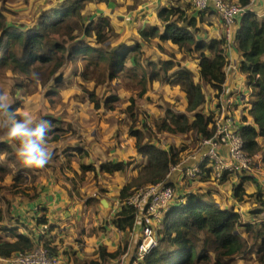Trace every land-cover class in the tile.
Masks as SVG:
<instances>
[{"label":"trees","instance_id":"obj_1","mask_svg":"<svg viewBox=\"0 0 264 264\" xmlns=\"http://www.w3.org/2000/svg\"><path fill=\"white\" fill-rule=\"evenodd\" d=\"M190 1L168 0L158 10L156 23L137 29L138 39L113 44L114 26L108 15L97 14L96 19L85 17L92 2L104 7L105 0H61L41 9L29 23L15 21L10 25L6 24L2 12L1 5L5 0H0V78L7 71L13 73L12 79L16 81L10 85L13 110L23 106V98L30 94L26 78L33 77V73L47 86L44 95L53 97L64 88V73L58 76L57 73L69 70L82 82V90L89 95L95 108L111 111L119 105L120 89L113 88L115 92H109L104 100L96 96L95 89L121 77L136 78L137 90L129 96L125 110L133 119L129 134L134 138V149L145 161L136 172L133 169L119 190L121 204L111 220L124 232L132 233L137 211L127 204L126 199L145 185L165 181L170 167L181 160L180 151L162 142L158 134H188L198 141L199 138L213 137L216 130L215 115L201 111L206 100L203 87L212 88L216 94L221 91L225 81L224 67L228 63V41L225 33L209 40L196 37L203 17L214 13L209 11L199 17L189 16L186 11L191 7ZM227 1L243 7L250 4V0ZM234 44L241 54L240 71L252 90L247 100L249 108L244 111L238 131L244 152L249 156L259 154L264 160V20L249 8L239 19ZM149 46H156L163 53L168 46L177 47L197 61V74L186 66L177 65L171 58L154 59L146 52ZM153 81L179 87L185 96V110L167 108L163 110L164 117L142 123L135 99L143 97ZM84 83L92 86L87 87ZM2 89L0 87V92L5 93ZM21 117L17 115V118ZM46 120L54 125L49 133L52 139L48 137L51 144L74 132L69 124L63 127L62 121ZM65 131L70 134H61ZM15 146L8 139H0V182L10 177L9 186L16 187L26 180L28 173L33 193L25 196L36 199V174L17 158ZM74 149L76 153L68 147L59 151L53 149L47 166L53 167L54 160L59 165L71 167L70 156L75 160L87 156L81 146ZM99 165L100 171L108 174L126 171L130 167V163L122 160H104ZM79 168L80 179L87 171L94 170L90 164H81ZM227 173L222 175L219 184L227 178ZM94 178L95 174L92 175ZM247 178L242 176L231 187L232 196L239 205L246 199ZM252 197L248 211L252 219L244 220L238 209L219 201L211 189L200 187L199 191L188 190L177 195L161 220L158 244L150 248L141 264H243V261L264 264V192L257 190ZM42 211L44 209L37 213ZM34 219L37 223H47L44 213L38 217L35 215ZM38 243L44 244L51 256H56L52 238H46L42 233L31 235L20 215H13L9 208L0 206V258L9 259L17 253L30 252ZM123 252L121 247L113 253L100 247L97 259L84 264H105L109 258L118 257Z\"/></svg>","mask_w":264,"mask_h":264},{"label":"rangeland","instance_id":"obj_2","mask_svg":"<svg viewBox=\"0 0 264 264\" xmlns=\"http://www.w3.org/2000/svg\"><path fill=\"white\" fill-rule=\"evenodd\" d=\"M61 0H5L1 5L4 20L7 25L12 22H19L26 24L31 22L39 13L41 9L47 8ZM106 5H96L92 2L85 11L86 19H96L97 14L108 15L113 22L114 36L113 43H126L138 39L137 29L145 26L147 23L153 21L154 13L158 7L166 0H105ZM210 1V0H209ZM227 1V0H226ZM259 7L264 9V0L257 1ZM250 5L256 9L254 0L250 1ZM257 12H260L256 9ZM206 14V13H205ZM264 14V11L257 13V16ZM214 15V17H212ZM207 19H209L207 21ZM216 22V25H215ZM201 28L208 27L210 31H224V24L216 17L215 14L205 15L200 23ZM207 28V29H208ZM82 35V33H81ZM228 43V42H227ZM232 42H230L231 44ZM234 44V43H233ZM235 46V44H234ZM236 47V46H235ZM146 52L150 56L155 54V59L171 58L179 66H186L195 68L196 62L191 61L189 55L183 54L175 46H170L166 55H161L153 51V48L147 47ZM67 69V68H66ZM64 73V88L53 97H46L47 86H44L40 80L35 77L26 78L31 88L30 94L23 98V106L16 110V114L23 115L24 112H29L38 118L50 119L52 121L59 120L63 122V127L69 124L74 132H63L61 134H70L61 138L57 142L51 144L48 142L49 149L57 151L65 147L83 145L84 150L88 152V156L76 162L74 156L69 167L66 164L60 166L66 170H60L56 162L53 160V167L45 166L43 169L29 168L36 174L35 183H37V198H27L25 195L32 194V183L29 181L30 174H26V180L19 186L10 187L11 179L0 182V206L4 209L9 208L11 213L20 215L22 218L34 216L33 206L35 201L42 206L47 207V212L51 221L59 220L67 227L69 226L70 210L80 214L85 211L73 208L77 206V202L82 203L86 201L88 205L94 206L99 202V199H111L113 202L109 204L112 208L108 209V214L104 213L100 216V220L109 225V220L112 215L118 211L120 204L118 194L121 185H123L130 176L132 169L136 172L145 158L134 149V138L129 134V127L132 125L133 119L129 112L125 109L129 103V96L134 95L137 90L136 78L121 77L120 80H113L106 85H102L95 89L96 96L102 99V90L106 89L114 93L113 88H119V105L115 111L104 109L103 107L95 108L94 103L90 101L89 95L82 90L81 83L76 79V76L69 73V70L57 73L62 75ZM13 73L7 71L0 78V87L9 95L11 99L10 85L16 84L12 79ZM23 79V78H22ZM120 83V84H118ZM83 85L90 87L92 84L84 83ZM108 92V93H109ZM17 95H21L17 93ZM245 96V94L243 95ZM210 98V96H209ZM136 105L141 113V122L147 123L150 120L162 117L164 109H172L183 112L185 110L183 94L169 86L155 84L149 87L147 97L136 98ZM243 103L245 98H243ZM211 100H207L210 103ZM212 103V102H211ZM247 101L245 102V104ZM208 105V104H207ZM209 107V106H208ZM211 107V106H210ZM209 107V108H210ZM235 112L238 118L234 121L243 120V110L234 102L232 103V111ZM204 109H206L204 107ZM52 129L54 125H51ZM143 129L141 127H136ZM3 131L0 132V139H6ZM52 139V135L48 136ZM158 138L170 146H174L180 151V162L177 164L176 173L180 175V166L186 165L189 155L194 151V145L198 143L197 139H193L188 134H173L162 132L158 134ZM7 140V139H6ZM166 146V145H165ZM166 146V148H170ZM16 148V146H15ZM76 153V150H73ZM53 156V155H52ZM99 160H110L130 163V167L126 171H115L112 174L102 173L100 171ZM86 163L94 167V171L86 174L83 179H80L82 173L78 164ZM133 172V171H132ZM97 177L92 179V175ZM235 174V175H234ZM227 178L221 183L223 192L212 188L219 185L218 181L211 175L209 179L204 180L198 184L206 189L214 190V195L224 204L232 205L242 213L244 220L252 219V215L248 212L251 207L252 194L257 190L264 192V160L261 155L255 159L251 164L250 171H229L226 174ZM248 177L245 182L246 199L242 205L238 204L232 196V184L240 181V178ZM185 183L190 182L187 177H181ZM34 183V184H35ZM73 186L75 188H73ZM104 187L108 194L102 196L98 194V188ZM188 185H184V191H187ZM59 191V193L57 192ZM230 197H228V195ZM93 196V198L91 197ZM60 197V198H59ZM118 199V203L116 201ZM96 200L92 202V200ZM108 205V206H109ZM137 212H135V221ZM94 219V218H93ZM97 222V220H96ZM34 233V230H33ZM239 264V263H236ZM243 264H251V261H243ZM252 264H256L253 262Z\"/></svg>","mask_w":264,"mask_h":264},{"label":"crops","instance_id":"obj_3","mask_svg":"<svg viewBox=\"0 0 264 264\" xmlns=\"http://www.w3.org/2000/svg\"><path fill=\"white\" fill-rule=\"evenodd\" d=\"M167 1L168 0H166L163 4H161L158 7V9L154 13L153 21L149 23H156L155 21L156 14L158 10L166 4ZM257 1L259 0H254V3H256V9L262 13L264 9L259 7ZM256 9L254 7H251V10H253L256 13H260V12H257ZM207 10L198 11L196 10L195 5L191 2V7L188 8L186 12L189 16L199 17L201 13H204ZM212 17H214V15ZM208 20L209 19H207V21ZM215 25H216V22H215ZM207 28L208 27L201 28L200 31L196 34V37L209 40L214 37H221L225 33L222 30L221 31L220 30L210 31L209 28L208 29ZM230 40H228V43H227L228 63L224 67L225 81L222 84V89L218 94H216L212 88L206 85L203 87L206 100L201 108V111L204 113L212 112L214 115H216L217 113H219L220 110H225L223 112L224 122L228 125L230 129L237 130L238 126L243 122V120L234 121V118H238L235 112L239 111V108H236V111H232V103L234 102L238 107L242 108L243 115H244V111L248 110L249 108L248 102L246 104L245 102L250 98V95L252 94V90L247 85L245 75L240 71L241 54L238 51V49L234 46L233 41L230 44ZM111 42L113 43V39ZM113 44H121V43L116 42ZM122 44H125V43H122ZM149 47L153 48L154 52L159 53L164 56L167 54L168 48L170 46H168L167 51L165 53L161 52L156 46H149ZM152 57L155 59V54ZM161 59H164V58H161ZM191 61L196 62L195 68H192V67L191 68L188 67V68L192 69L197 74V71H196L197 61L195 59H192ZM131 78L133 80L134 77L131 76ZM155 84L169 86L172 89L179 90L183 94L184 105L186 104L184 93L179 87L175 85L166 84V83H160L157 81L151 82L150 87H152ZM105 90L106 89L102 90V96H103L102 100H104V96H107L109 92V91L104 92ZM147 94H148V90L143 96V98L144 97L146 98ZM244 94L245 96H243ZM243 98H245L244 103L242 101ZM207 100L208 101L211 100L212 103L211 102L207 103ZM208 106L209 107L211 106V107L209 108ZM204 107L206 109H204ZM162 117H164V115H162ZM78 146H81L82 148H84V146L81 144ZM74 147L76 146H70L68 147V149H70L73 152V150H75ZM194 148L195 149L193 153H191L188 156L189 159L185 162L188 165H192L194 163L197 164L199 163V160L201 159V155L204 150V147L200 145L199 143H197L194 145ZM87 156H88V152H87ZM80 159L82 158H77L76 162H79ZM100 161H104V160H99V162ZM56 164L60 170H66V168L60 166L57 161H56ZM81 164H86V163H81ZM81 164H78L77 167H79ZM88 173L90 172L87 171L86 174ZM168 179H169V182L172 183V185L175 187L177 195L182 194L184 192L183 186L185 184L186 185L189 184V188L187 189V191L192 190L193 187H203L202 185L198 184L200 182L198 178L197 179L191 178L189 179L190 182L185 183V181L181 179V175L176 173V171H173L168 176ZM73 188L75 187L73 186ZM212 188L217 189L219 192H223V188L221 187V184L215 185ZM97 191H98V194L102 196H106L108 194L107 190L104 187L98 188ZM57 192L59 193V191ZM91 197L93 198V196ZM228 197L230 196L228 195ZM112 198L113 197H111V199H108V200L99 199V202L95 204L94 206L88 205L86 201L82 203V206H81V203L77 202L76 203L77 206L74 205L73 208L78 209V211L79 210L85 211L86 209L88 210L85 213L80 214L79 212H75L71 209L69 226L67 227L63 224V222H60L59 220L51 221L49 218V214L47 212L48 210L47 207L42 206L35 201V205L33 206L35 215L38 217L44 213L47 217V223H37V221H35L34 219L35 215L29 217V219L23 217V222L27 223L29 230L31 231V235L36 236L37 234L42 233L45 235L46 238H52L54 240V245L56 247L55 258L59 259V261L62 264H84L92 260H96L100 247L104 248L108 253H113L114 251H116L117 249L121 247V249L124 251L123 253H125L126 251H129V255L132 256L134 254V248H135L133 246L134 243H138L140 239L142 238V235H143L142 226L141 224L134 226L132 233L124 232L120 230L112 222L111 219L114 214L109 220V225L101 221L100 216H102L104 213L108 214V209L112 208L109 205L113 202ZM95 201H96L95 199L92 200V202H95ZM116 201L118 203L117 197H116ZM105 202L107 203L104 204ZM118 206H120L119 203H118ZM41 209H44V211L37 213ZM12 214L17 215L15 213H12ZM33 230H34V233H33ZM5 260L7 259L0 258V262L8 264L6 263Z\"/></svg>","mask_w":264,"mask_h":264},{"label":"built area","instance_id":"obj_4","mask_svg":"<svg viewBox=\"0 0 264 264\" xmlns=\"http://www.w3.org/2000/svg\"><path fill=\"white\" fill-rule=\"evenodd\" d=\"M191 2L199 10L213 8L225 22L227 41L232 39L235 18L242 11L239 4L225 0H191ZM259 18L264 20V14ZM224 111L220 110L215 115L216 130L213 137L198 139V143L204 147L201 159L199 163H194L181 170L184 177L188 179L202 177L207 180L212 175L219 182L225 172L250 171L251 164L258 159V154L249 156L244 152L243 140L238 129H230L224 122ZM176 169L175 166L171 167V171ZM166 182H169L168 177L165 181L139 188L136 193L126 199L127 204L137 210L134 226L141 224L143 235L138 243H134L132 256L129 255V251H126L118 257L109 258L105 264H141L150 248L158 244L157 237L161 220L177 196L175 187L167 185ZM5 261L8 264H62L59 259L49 254L48 249L42 243L36 244L30 252L17 253ZM0 264L5 263L0 262Z\"/></svg>","mask_w":264,"mask_h":264},{"label":"clouds","instance_id":"obj_5","mask_svg":"<svg viewBox=\"0 0 264 264\" xmlns=\"http://www.w3.org/2000/svg\"><path fill=\"white\" fill-rule=\"evenodd\" d=\"M240 7L242 8V11L235 18V23L233 25L234 28L233 34L236 31V27L238 25L239 19L242 16V14L245 12L246 9L248 8L251 9L252 6L249 4L247 7H243L242 5H240ZM207 9L204 10H207L206 12L212 11L216 15V17L224 24L226 28L225 22L220 18V16L216 13V11L213 8H207ZM196 10L202 11L199 9ZM232 41L234 43V40L231 39V42ZM32 75L33 78L36 77L35 73H33ZM51 130H52V126L50 121L43 118H38L32 113L24 112L21 118H17L16 111L12 109L9 95L0 92V131L4 132V136L6 139L15 143L16 156L25 167L43 169L52 159L53 153L48 147V135L51 132ZM187 166L190 165L186 164L180 166L179 170L181 177H184L181 173V170ZM171 167L169 170V175L173 171H175V170L171 171ZM175 167L177 168L178 166L176 165ZM199 190L200 187L192 188V191H199Z\"/></svg>","mask_w":264,"mask_h":264},{"label":"water","instance_id":"obj_6","mask_svg":"<svg viewBox=\"0 0 264 264\" xmlns=\"http://www.w3.org/2000/svg\"><path fill=\"white\" fill-rule=\"evenodd\" d=\"M234 38H235V32H234V34H233V38H232V40H234ZM104 202V201H103ZM107 202H105L104 204H106Z\"/></svg>","mask_w":264,"mask_h":264}]
</instances>
